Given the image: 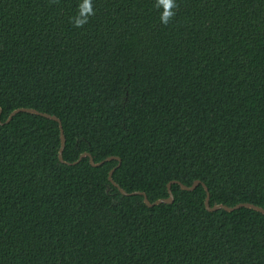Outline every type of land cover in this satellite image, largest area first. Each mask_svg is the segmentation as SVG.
Masks as SVG:
<instances>
[{
    "label": "trees",
    "instance_id": "trees-1",
    "mask_svg": "<svg viewBox=\"0 0 264 264\" xmlns=\"http://www.w3.org/2000/svg\"><path fill=\"white\" fill-rule=\"evenodd\" d=\"M155 2L0 0V264H264V213L175 182L264 208V0Z\"/></svg>",
    "mask_w": 264,
    "mask_h": 264
},
{
    "label": "water",
    "instance_id": "water-1",
    "mask_svg": "<svg viewBox=\"0 0 264 264\" xmlns=\"http://www.w3.org/2000/svg\"><path fill=\"white\" fill-rule=\"evenodd\" d=\"M21 111H26V112H30V113H35V114H39V115H43L45 117H48V118H51V119H54V120H57L59 122V125H60V131H61V147H60V150H59V159L62 161V162H66L63 158V152H64V148H65V144H66V138H65V134H64V129H63V125H62V121L61 119L56 116V115H53V114H49V113H46V112H42V111H39L37 109H34V108H28V107H20V108H17L15 109L11 114L10 116L8 117L7 119V122L10 121L12 119V117L17 114L18 112H21ZM1 112H2V108L0 107V123H2L1 121ZM88 156L90 158V162L92 163V165L94 166H98V165H101L103 164L104 162L106 161H110L112 159H118L119 160V163L113 167L109 173V179L110 181L118 187V189L121 191V193H123L124 195H134V194H141L144 196V201L145 203L148 205V206H154V205H157V204H160L162 202L164 203H172L174 202L175 200V196H174V193L172 191V188H171V184L173 181H170L168 183V191H169V196L168 197H163V198H159L157 200H155L154 202H151L147 193L144 192V191H140V190H136V191H132V192H128L126 191L123 187H121L114 179H113V173L115 171V169L117 167H119L121 165V162H122V159L121 157L119 156H116V155H111V156H108L107 158L99 161V162H96L92 156V154L90 152H84L80 155L79 159L77 161H74L73 163H77L79 162L83 157H86ZM177 183H179L182 187V189H185V190H194L198 185H200L201 183L203 184L206 192H207V196H206V199H205V205H206V208L209 210V211H214V210H218V209H225L227 211H232V210H235L237 208H240V207H248V208H253L255 210H258L262 213H264V208L259 206V205H256V204H253V203H250V202H241V203H238L236 205H233V206H229L227 204H223V203H215L214 205H211L210 204V191H209V188L208 186L203 183L201 180H195L191 185H187L185 183H182L181 181H175Z\"/></svg>",
    "mask_w": 264,
    "mask_h": 264
},
{
    "label": "clouds",
    "instance_id": "clouds-1",
    "mask_svg": "<svg viewBox=\"0 0 264 264\" xmlns=\"http://www.w3.org/2000/svg\"><path fill=\"white\" fill-rule=\"evenodd\" d=\"M54 3H58L59 0H52ZM154 7L157 9L163 8L160 16L162 24L167 26L176 15V9L179 5L176 0H156ZM95 10L93 7V0H82V3L78 5L77 15L72 17L70 22L74 27L83 28L88 22L91 16H94Z\"/></svg>",
    "mask_w": 264,
    "mask_h": 264
}]
</instances>
